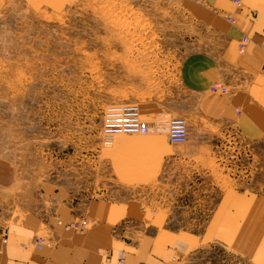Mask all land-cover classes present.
Listing matches in <instances>:
<instances>
[{"label":"rangeland","instance_id":"1","mask_svg":"<svg viewBox=\"0 0 264 264\" xmlns=\"http://www.w3.org/2000/svg\"><path fill=\"white\" fill-rule=\"evenodd\" d=\"M204 34L183 0H0V161L16 188L47 178L122 196L174 231L221 228L189 264H264V133L204 116L179 82ZM119 101L150 130L103 145ZM172 116L187 122L181 145L166 140Z\"/></svg>","mask_w":264,"mask_h":264},{"label":"crops","instance_id":"2","mask_svg":"<svg viewBox=\"0 0 264 264\" xmlns=\"http://www.w3.org/2000/svg\"><path fill=\"white\" fill-rule=\"evenodd\" d=\"M183 3L209 33L195 38L202 46L189 50L179 64L186 94L204 116L228 121L240 135L263 134L264 0ZM226 13L233 16V24ZM243 34L250 42L239 52ZM215 83L227 85V93L210 90ZM161 151L149 153L156 157ZM16 178L12 166L0 161V236L6 231L0 264H189L200 247L222 239L221 228L198 234L166 228L160 220L154 222L155 216L144 218L135 202L122 196H88L47 178L16 188ZM78 219L91 220L90 227L78 230L73 225ZM36 236L44 237L41 247L31 245Z\"/></svg>","mask_w":264,"mask_h":264},{"label":"built area","instance_id":"3","mask_svg":"<svg viewBox=\"0 0 264 264\" xmlns=\"http://www.w3.org/2000/svg\"><path fill=\"white\" fill-rule=\"evenodd\" d=\"M235 5L239 4V0H233ZM225 19L233 24L234 18L231 14L226 13ZM250 39L245 34L241 35L237 48L242 52ZM210 90L217 93L225 94L228 91L227 85L215 83ZM100 125L101 142L103 145H110L116 136L119 134H138L145 135L149 132L148 122L142 118L140 109L136 103L131 102H114L108 104L102 113ZM167 141L170 144L181 145L188 138V128L186 119L183 116H172L167 120L166 127ZM87 219H78L73 225L77 226L78 230L83 231L87 228ZM6 231L0 236V250L6 242ZM32 246L41 247L44 245V237L36 236L32 241Z\"/></svg>","mask_w":264,"mask_h":264},{"label":"bare ground","instance_id":"4","mask_svg":"<svg viewBox=\"0 0 264 264\" xmlns=\"http://www.w3.org/2000/svg\"><path fill=\"white\" fill-rule=\"evenodd\" d=\"M119 136H120V134H119ZM183 144V143H182Z\"/></svg>","mask_w":264,"mask_h":264}]
</instances>
